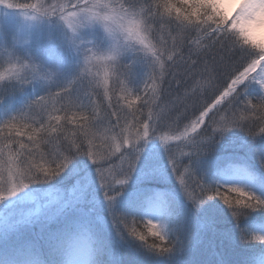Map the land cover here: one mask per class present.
<instances>
[{"label":"snow or ice","instance_id":"6c2138e0","mask_svg":"<svg viewBox=\"0 0 264 264\" xmlns=\"http://www.w3.org/2000/svg\"><path fill=\"white\" fill-rule=\"evenodd\" d=\"M0 264H264V0H0Z\"/></svg>","mask_w":264,"mask_h":264}]
</instances>
